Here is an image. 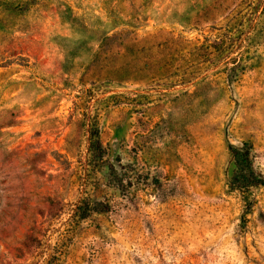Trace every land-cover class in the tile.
<instances>
[{
    "label": "rangeland",
    "instance_id": "rangeland-1",
    "mask_svg": "<svg viewBox=\"0 0 264 264\" xmlns=\"http://www.w3.org/2000/svg\"><path fill=\"white\" fill-rule=\"evenodd\" d=\"M0 264H264V0H0Z\"/></svg>",
    "mask_w": 264,
    "mask_h": 264
},
{
    "label": "trees",
    "instance_id": "trees-1",
    "mask_svg": "<svg viewBox=\"0 0 264 264\" xmlns=\"http://www.w3.org/2000/svg\"><path fill=\"white\" fill-rule=\"evenodd\" d=\"M232 153L237 167L236 174L232 179V186L247 188L260 185L262 180L254 176L248 167L249 151L245 148H233Z\"/></svg>",
    "mask_w": 264,
    "mask_h": 264
}]
</instances>
